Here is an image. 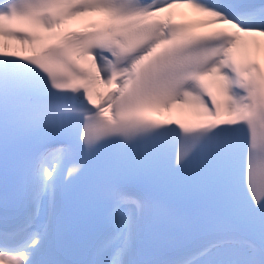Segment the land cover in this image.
I'll list each match as a JSON object with an SVG mask.
<instances>
[{"label":"snow or ice","instance_id":"snow-or-ice-1","mask_svg":"<svg viewBox=\"0 0 264 264\" xmlns=\"http://www.w3.org/2000/svg\"><path fill=\"white\" fill-rule=\"evenodd\" d=\"M0 264H264V0H0Z\"/></svg>","mask_w":264,"mask_h":264},{"label":"bare ground","instance_id":"bare-ground-1","mask_svg":"<svg viewBox=\"0 0 264 264\" xmlns=\"http://www.w3.org/2000/svg\"><path fill=\"white\" fill-rule=\"evenodd\" d=\"M13 50L19 51L22 55L28 54L27 46L19 43L18 41H12ZM161 119H172L179 121L180 123L192 124L197 122V118L187 109H181L174 107L170 113L165 112L162 116H158Z\"/></svg>","mask_w":264,"mask_h":264}]
</instances>
